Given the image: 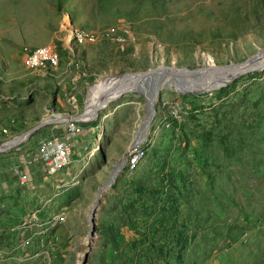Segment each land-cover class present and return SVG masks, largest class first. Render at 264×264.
Returning <instances> with one entry per match:
<instances>
[{"label":"rangeland","instance_id":"rangeland-1","mask_svg":"<svg viewBox=\"0 0 264 264\" xmlns=\"http://www.w3.org/2000/svg\"><path fill=\"white\" fill-rule=\"evenodd\" d=\"M67 20L114 36L95 41L109 63L61 93L73 115L106 76L160 63L222 65L264 47V0H0V144L18 138L0 150V264H264V67L203 92L163 88L145 156L110 183L145 96L129 91L97 105L99 93L97 114L76 121L75 139L87 130L100 138L82 147L88 158L72 159L56 179L32 180L40 139L69 126L24 135L40 121L45 93L67 87ZM50 40L60 64L40 77L25 69L23 46ZM56 213L64 219L53 224Z\"/></svg>","mask_w":264,"mask_h":264},{"label":"water","instance_id":"water-1","mask_svg":"<svg viewBox=\"0 0 264 264\" xmlns=\"http://www.w3.org/2000/svg\"><path fill=\"white\" fill-rule=\"evenodd\" d=\"M259 53L260 49L243 60L227 62L222 65L207 63L203 66L189 67L160 63L141 71H128L121 74L111 75L116 76L121 81L125 80V83L117 92H115V94H113L111 98H115L122 93L129 91H135L145 96V104L142 109L143 114L139 119L138 127L134 131V138L130 141L128 147L139 146L146 138L152 118L156 111V103L160 99V93L163 88H174L179 93L206 91L210 88V81H208L207 76L213 74L214 72H218L221 69H238L239 73H244L252 69H262L264 67V59H257L260 55ZM84 114L85 110L79 115H73L69 109L63 111L55 110L51 113V118L44 117L36 126L25 131L24 135L50 121L64 120L66 118H68L69 121L82 120L85 118ZM10 145L11 144H5L4 146H0V150L8 148ZM126 163L127 153L125 151L121 155V158L117 160L116 165L113 168L114 171L111 179L108 183L113 180L116 172ZM101 188L102 187L98 190L97 200L94 203L95 206L99 200V196L101 195ZM95 206L89 212L90 233H93L96 228ZM84 261H86V258H84Z\"/></svg>","mask_w":264,"mask_h":264},{"label":"built area","instance_id":"built-area-1","mask_svg":"<svg viewBox=\"0 0 264 264\" xmlns=\"http://www.w3.org/2000/svg\"><path fill=\"white\" fill-rule=\"evenodd\" d=\"M64 39L67 42L82 43L95 42L104 37L114 38L113 28H103L101 30H92L83 28L69 21H65ZM118 38V37H117ZM118 39H122L119 37ZM60 64L58 46L55 40H50L38 45L23 46V65L25 69L44 75L48 69H55ZM85 73V72H83ZM76 98L69 96V101L75 103ZM69 126L63 134L51 135L44 137L38 143L36 150L32 153V161H40L47 174H54L65 167L71 160L73 150V141L76 131L79 130V123L69 121ZM99 144H95L91 149H98ZM83 148L87 149V146ZM90 149V154L91 152ZM127 168L134 170L142 158L145 156V147L143 145L127 147ZM23 181V179H21ZM36 214L34 213V216ZM64 219L63 213H56L52 216V223L61 222Z\"/></svg>","mask_w":264,"mask_h":264},{"label":"crops","instance_id":"crops-1","mask_svg":"<svg viewBox=\"0 0 264 264\" xmlns=\"http://www.w3.org/2000/svg\"><path fill=\"white\" fill-rule=\"evenodd\" d=\"M99 44H100L99 42L92 43V42H87V41L82 42V43H73V44L71 43L70 49L72 50L73 57L69 58L63 66L66 72L65 75L68 76L64 80V84H65L64 86H67V87H61L57 94L45 93L46 94L45 98L43 102H41V105H40L41 107L39 111L41 112V115L39 116V120L43 119L44 118L43 116L45 115L48 116V118H51V113L54 112L55 110L63 111V110L69 109L71 111L72 108L68 105V102H64L63 97L60 95L61 93L65 94L66 92H72L74 88H77L79 85L84 84L88 75L94 74L95 69H99L103 63L109 61V59L106 60L105 58V55H107L108 53L105 52V50L101 51L99 48ZM95 52H98L99 54L93 57V54ZM83 53L84 55H82ZM96 58H97V61H93ZM81 62L85 65V69L81 68V64H80ZM83 64H82V67L84 66ZM111 67L112 66L110 65L108 66V68H111ZM66 69H68V71H66ZM36 74L40 77L42 76L39 73H36ZM71 95L74 96L73 93ZM71 113L74 114V111L73 112L71 111ZM68 122H69L68 118H66L64 120L62 119V120H54V121L47 122L48 123L47 125L53 126L56 128H59V127L64 128V126L66 127ZM51 135H57V134H51ZM51 135L43 136L41 139L47 136H51ZM93 140L94 141L97 140L98 142L100 138H98L97 133L93 132V134L91 135L88 132V130L86 131V138L82 137V138L74 139L70 162L72 161V159L88 158V154H86V152L81 154L82 147L91 144ZM29 162L30 164L28 166L30 167L29 169L28 168L27 169L29 170L33 181H35L36 179H42L43 175L47 174L45 172V168L43 164L40 161H32L31 159H29ZM62 169L54 173L55 175L50 174L51 178L56 179V175H59Z\"/></svg>","mask_w":264,"mask_h":264},{"label":"bare ground","instance_id":"bare-ground-1","mask_svg":"<svg viewBox=\"0 0 264 264\" xmlns=\"http://www.w3.org/2000/svg\"><path fill=\"white\" fill-rule=\"evenodd\" d=\"M260 52H262V55H263L262 59H264L263 47L260 48ZM259 57H257V59ZM238 73H239L238 69L225 68V69L219 70L218 72H214L213 74L208 75L207 78H208V81H210V88L222 86L223 84L226 83V81H228L230 78L234 77ZM124 83H125V80L121 81L116 76L114 78L106 76L103 79H101L99 82L92 84L89 88V94H88L89 99L85 107L84 116L93 117L97 114L98 109L94 108L95 105H93L96 102L97 94L99 93L106 94L97 102V105H100V104L102 105L105 102H107L108 99L111 98L113 94H115V92H117ZM17 139L18 138L6 141L3 144H0V146H4L5 144H13L14 142L17 141Z\"/></svg>","mask_w":264,"mask_h":264},{"label":"trees","instance_id":"trees-1","mask_svg":"<svg viewBox=\"0 0 264 264\" xmlns=\"http://www.w3.org/2000/svg\"><path fill=\"white\" fill-rule=\"evenodd\" d=\"M113 264H115V263H113Z\"/></svg>","mask_w":264,"mask_h":264}]
</instances>
